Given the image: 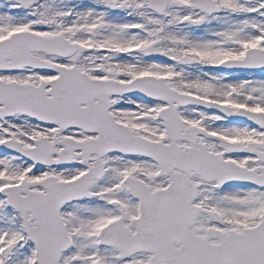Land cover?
I'll list each match as a JSON object with an SVG mask.
<instances>
[{"label": "snow or ice", "instance_id": "6c2138e0", "mask_svg": "<svg viewBox=\"0 0 264 264\" xmlns=\"http://www.w3.org/2000/svg\"><path fill=\"white\" fill-rule=\"evenodd\" d=\"M0 264H264V0H0Z\"/></svg>", "mask_w": 264, "mask_h": 264}]
</instances>
